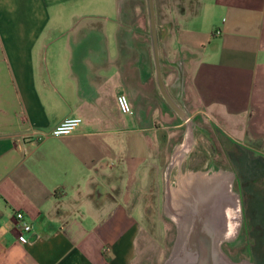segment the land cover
Returning <instances> with one entry per match:
<instances>
[{"label":"crops","instance_id":"obj_1","mask_svg":"<svg viewBox=\"0 0 264 264\" xmlns=\"http://www.w3.org/2000/svg\"><path fill=\"white\" fill-rule=\"evenodd\" d=\"M154 4L172 96L264 158V0ZM69 115L72 133L37 138ZM184 123L157 80L147 0H0V264H133L141 194Z\"/></svg>","mask_w":264,"mask_h":264},{"label":"rangeland","instance_id":"obj_2","mask_svg":"<svg viewBox=\"0 0 264 264\" xmlns=\"http://www.w3.org/2000/svg\"><path fill=\"white\" fill-rule=\"evenodd\" d=\"M189 122L196 124L193 128L196 143L191 155L181 165L172 168H168L169 161L168 165L157 171L154 191L148 192L145 198V193L141 194V201L146 200L148 205L144 208L133 264H165L171 256L177 240L178 224L166 212L168 192L171 188L179 187L180 176L186 171L208 170L206 162L209 156L214 170L232 172V188L240 204L242 201L244 203L237 242L233 244L225 240L221 242V250L232 262L248 260L252 264H264L263 155L244 144L225 141L215 125L192 116L190 120L185 119L179 136L182 137L181 132L186 131Z\"/></svg>","mask_w":264,"mask_h":264},{"label":"bare ground","instance_id":"obj_3","mask_svg":"<svg viewBox=\"0 0 264 264\" xmlns=\"http://www.w3.org/2000/svg\"><path fill=\"white\" fill-rule=\"evenodd\" d=\"M195 125L188 123L168 168L181 165L195 146ZM232 183V172L213 166L181 174L179 187L171 188L166 201L167 214L178 224V235L165 264H252L232 262L220 248L225 240L237 242L241 226V205Z\"/></svg>","mask_w":264,"mask_h":264},{"label":"built area","instance_id":"obj_4","mask_svg":"<svg viewBox=\"0 0 264 264\" xmlns=\"http://www.w3.org/2000/svg\"><path fill=\"white\" fill-rule=\"evenodd\" d=\"M160 26H163L160 24ZM179 66H182V61L178 62ZM117 104L122 112L131 113L133 112L132 104L130 99L125 92H120L117 95ZM83 118L80 115H69L63 118L59 123H57L52 128L37 133L38 139H43L50 135H65L72 133L76 127L82 122ZM16 218L18 222L21 224L24 231L31 230L32 223L27 220L26 214L23 210L16 211ZM21 239H25L23 235L20 236Z\"/></svg>","mask_w":264,"mask_h":264},{"label":"water","instance_id":"obj_5","mask_svg":"<svg viewBox=\"0 0 264 264\" xmlns=\"http://www.w3.org/2000/svg\"><path fill=\"white\" fill-rule=\"evenodd\" d=\"M148 12H149V22H150V33L152 40V47L154 52V59L156 65V75L157 80L164 98L168 101V103L175 109L182 117L187 120H190V114L185 109V107L179 103L170 93L163 77L162 67H161V59H160V51H159V35L157 29V21L155 14V4L154 0H147Z\"/></svg>","mask_w":264,"mask_h":264}]
</instances>
